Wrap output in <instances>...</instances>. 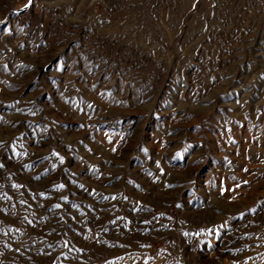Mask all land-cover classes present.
<instances>
[{"label":"rangeland","instance_id":"374dc122","mask_svg":"<svg viewBox=\"0 0 264 264\" xmlns=\"http://www.w3.org/2000/svg\"><path fill=\"white\" fill-rule=\"evenodd\" d=\"M107 254L264 264V0H0V264Z\"/></svg>","mask_w":264,"mask_h":264},{"label":"crops","instance_id":"0c3cea01","mask_svg":"<svg viewBox=\"0 0 264 264\" xmlns=\"http://www.w3.org/2000/svg\"><path fill=\"white\" fill-rule=\"evenodd\" d=\"M122 219H125V216L123 218H119L118 222L121 223ZM103 223H104V220H103ZM108 224H109V222H106V225H108ZM106 228H107V226H106ZM102 229L105 230L103 225H102ZM110 240L112 241V238H110V236L107 235L105 231H102L101 236L93 237L91 240L92 244H93V246H92L93 252L99 251L100 249L106 250L111 243ZM120 242L123 243V241H120ZM116 245L121 246V244H119V242ZM120 261L121 260L119 258L118 259L112 258L111 254L103 255L102 257H96L95 255H93V257L90 258V264H118Z\"/></svg>","mask_w":264,"mask_h":264},{"label":"snow or ice","instance_id":"6c2138e0","mask_svg":"<svg viewBox=\"0 0 264 264\" xmlns=\"http://www.w3.org/2000/svg\"><path fill=\"white\" fill-rule=\"evenodd\" d=\"M62 187V186H61ZM57 207H59V205H57Z\"/></svg>","mask_w":264,"mask_h":264}]
</instances>
